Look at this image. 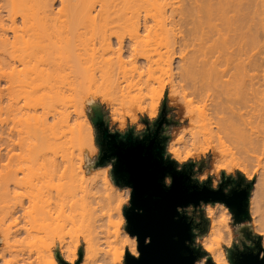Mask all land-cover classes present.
Returning a JSON list of instances; mask_svg holds the SVG:
<instances>
[{"label": "bare ground", "instance_id": "6f19581e", "mask_svg": "<svg viewBox=\"0 0 264 264\" xmlns=\"http://www.w3.org/2000/svg\"><path fill=\"white\" fill-rule=\"evenodd\" d=\"M89 29L98 33L97 43L103 50L97 60L94 59V54L78 47V39L83 32L81 30ZM122 29L125 30L124 34L121 33ZM150 37L156 45L165 49L159 53L157 63L152 59L148 48ZM125 59L135 70L140 71V75L145 71L149 74L155 71L154 64L162 70L170 69L176 64V83L172 86V94L179 92L182 81L188 83L193 94L205 103L209 119H213L219 129H232L242 135L253 134L256 147L264 149V95L261 87L264 74V0H0V108L3 107L6 94L4 84L11 87L27 83L36 85L38 82L40 86L46 79L59 78L61 73L70 69L71 72L76 71V75L71 83H67L74 85L73 90L77 96L83 97L87 88L93 86L90 83H94V87L98 85L95 88L97 91L101 85L96 81L97 78L93 80L98 84L85 72L91 67H99L118 74L121 65L126 63ZM249 69H254V73L249 75ZM113 73L108 75L111 87L114 83V86H120V76L116 73L117 76H114ZM111 76L117 77L116 80L119 78V81ZM146 84L150 86L148 81ZM35 88L37 87H34V93ZM233 94H238L242 100L239 106L227 104L226 99ZM58 98L59 92L53 90L45 95L38 94L35 99L30 98L36 101L33 102L35 114L31 118L37 124L33 125L34 128L37 127L33 136L38 142L36 146L41 148L39 157L44 162L41 164L47 162L45 153L48 148L63 149L67 145L64 147L65 151H70L79 146L82 150L86 147L91 153H96L94 131L88 119L82 118L79 122L72 123L71 111ZM36 103L41 106V112ZM58 103L61 105L58 106ZM188 106H182L181 109ZM156 112V108L148 111L150 116ZM80 115L85 117V113L79 110ZM2 121L0 118V131L5 129ZM4 137L5 134L3 136L0 132V161L5 156L4 149L7 145ZM180 140L182 141L177 140L178 143ZM68 147H71L70 150ZM17 159L19 160V156ZM20 161L17 163L20 164ZM1 162L0 166H5ZM21 164L6 171L3 169L6 183L2 188L9 198L17 200L12 203L11 209L7 205L8 215L24 210L25 203L19 199L21 194L18 189L24 188L26 183L27 187L34 189V192H28L29 200L42 199L39 186L25 182L21 176ZM42 166L46 168L47 165ZM93 175L95 178L102 176L109 199L110 250L99 251L97 254H100L104 264H123V255L128 250L123 246L124 231L121 230L124 217L120 212V205H114V202L121 200L122 194L112 184L108 173L103 174L99 169ZM91 176L87 172L84 175L85 190L90 188L87 179ZM253 187L254 183L248 199L249 210L254 219L262 223L261 232H264V171L260 178L259 198H251ZM56 189V199L59 201L68 202L76 196L71 185H59ZM89 207L90 203H86L87 212ZM214 211L223 212V209ZM118 214L121 222H114V215ZM49 216L54 222L55 217L51 214ZM220 231H224L222 224L218 235ZM87 246L93 247L91 243ZM221 247L222 243L218 245L216 242L214 257L219 264H225L226 259L227 264H230ZM78 254L80 264L84 256L83 248ZM6 256L7 251L0 247V260L5 262ZM210 261L213 264L211 258ZM51 262L58 264L54 257Z\"/></svg>", "mask_w": 264, "mask_h": 264}, {"label": "rangeland", "instance_id": "374dc122", "mask_svg": "<svg viewBox=\"0 0 264 264\" xmlns=\"http://www.w3.org/2000/svg\"><path fill=\"white\" fill-rule=\"evenodd\" d=\"M81 31L83 32L78 39L80 44L78 47L82 51L94 54V59L97 60L103 53L102 48L97 43L98 33L91 31V29ZM121 33L124 34L125 30L122 29ZM148 48L151 51L152 59L157 63L159 53L165 51V49L156 45L152 37H150ZM125 61L126 63L121 65L120 73L115 72L120 76V86H117V84L114 86L115 81L112 82V84L114 83L112 87L111 82L109 83L110 76L108 75H111L114 71L91 67L89 71L85 72V74L91 75L90 79L92 81L97 78L96 81L104 87L101 88L100 85V90L97 91L95 88L98 85L94 87V83L88 81L93 86L90 87V85V88H87V93L83 97H79L74 93L73 84L69 85L67 83H71L76 75V71L71 72L70 69H66L65 72L61 73L59 78L46 79L40 86H38V82L36 85L27 83L11 87L4 84L6 94L3 100L4 108H0V118L4 121L2 122L3 128H5L3 131H5L4 133L3 131L0 132L3 136L5 134L4 138L7 145L10 142V146L5 145V156L1 160L2 162L0 161L5 165L0 166V222L3 220L0 223V247L7 251L5 262L0 260V264H52L53 257L58 264H61L59 258L73 264L78 259V251L81 248H83L84 256L80 264H104L100 254L97 253L110 250L108 243L110 229L108 218L109 199L102 176H96L95 178L93 175L99 169L103 174H109L112 184L118 187L122 194L121 200L117 203L114 202V205H120V212L124 217L121 227V230L124 231L123 237L125 234L135 236L127 231L126 218L123 212L124 207L130 203L129 192L131 188L128 185L116 182L117 180L112 171L113 166L110 163L111 158L105 159L101 156L97 129L91 119L95 109H99L102 113L109 131L123 133L130 130L134 135H140L154 127V121L159 118L160 113L163 111L166 120L162 125H167V134L162 138L165 157L167 155L169 158L175 157L177 160H182L185 153L190 151L191 156L184 164L191 165L190 173L194 181L199 182L203 177H207L204 181H208L210 185L223 181V178L228 181L229 177L235 178L242 184L252 181L254 187L251 198H259L260 178L261 173L264 171V149L256 147L253 139L254 135L238 134L232 129H219L214 120L209 119V110L205 107V103L193 94L188 83L182 81V87L178 89L179 92L172 94V86L176 83L177 68L174 67L176 64L170 69L163 70L156 68L157 65L154 64L155 71L150 74L145 71L140 75V71L135 70L127 59ZM176 61H179V59L176 58ZM253 70L249 69L248 74L254 73L255 70ZM115 73H113L114 76H117ZM123 76L127 78L124 79ZM113 78L116 80L117 77ZM119 78L116 81H119ZM96 81L94 82L97 83ZM147 81L150 83L149 87L146 84ZM33 86L37 87L35 93ZM261 87L264 95V74ZM52 90L53 92H59L58 101L68 106V111H71V120L73 119L72 123H77L82 118L88 119L94 131L96 153H94L95 151L91 153V150L86 149V147L82 150L79 146H75L71 150V147H68L72 152L65 151L64 147L67 145L63 147L64 150L46 147L48 148L47 154L45 153V157H47L45 161L47 162L41 164L44 163L40 158L41 156L39 157L41 148L36 146L38 142L33 136L34 131L37 129L34 126L37 124L36 120L32 121L31 118L35 114V103L33 104V102L36 101L30 100V98L35 99L38 94L40 96L48 92L52 93ZM229 98L226 99L228 105L235 107L242 103L238 94L230 95ZM185 104L189 106L184 107V110L181 109L182 106H186ZM60 105L58 103V106ZM37 107L38 111L41 112V106L37 105ZM152 108H156L157 112L155 115L150 116L148 111ZM79 110L85 113V117L79 116ZM67 135L69 134L67 133ZM262 135L264 136V127ZM178 139H182L183 144L181 140L178 143ZM17 154L23 167L21 176L24 177L25 182L39 186L40 198L42 199H35V201L30 199V201L27 197L28 192H34V189L27 187L26 183L24 188L18 189L21 194L19 199H22L25 203L24 210L21 209L12 215H8L7 205L9 204L11 209L12 203L17 200L9 198V195L2 188L5 186L3 184L6 181L4 173L10 167L20 165L17 163V161L19 162ZM42 165L49 166L45 168ZM182 165L176 162L175 166L182 167ZM196 165L197 170L193 174L192 169ZM86 172L88 176L92 175V179H87L90 182V188L87 190L83 188L85 185L83 178ZM59 185L63 187L71 185L76 196L68 202L57 200L56 188ZM12 195L14 194L12 193ZM86 203H90L88 212L85 210ZM250 212L249 210V218L233 221L232 237L237 241L246 238L254 239L253 236L261 232L262 223L254 219ZM215 213L213 216L214 226L208 231V220L202 222L200 225L201 234L198 237L200 244L210 246L212 256H214L217 242L215 237L218 236L220 229L218 217L223 212L217 211ZM49 214L55 217L54 222L50 220ZM196 214L203 215L198 210ZM114 218V222H121L119 214L114 215ZM246 233L249 234V237L246 236ZM260 239L262 238L260 237ZM226 242L227 236L225 235L224 243ZM88 243H91L93 247L88 248ZM224 243H222L221 250L227 254ZM127 253L130 254L128 250ZM125 254L123 255V264Z\"/></svg>", "mask_w": 264, "mask_h": 264}, {"label": "water", "instance_id": "95a60500", "mask_svg": "<svg viewBox=\"0 0 264 264\" xmlns=\"http://www.w3.org/2000/svg\"><path fill=\"white\" fill-rule=\"evenodd\" d=\"M91 119L97 129L101 152L104 133L113 138L110 154L117 158L112 170L117 180L115 181L131 188L130 203L124 207L123 212L127 231L138 238L139 258L126 253L124 264H193L195 259L207 255V252L194 250L185 244V241L193 240L190 233L191 224L187 221L186 215L176 211L177 206L183 209L190 204L198 206L201 201L205 203L220 201L230 209L235 221L249 218L248 199L252 181L245 182L243 188L227 195L221 190L213 191L208 181H203L202 186L194 181L190 173L191 165L183 164L182 167L186 169L177 171L176 162L164 156L162 143L164 135L161 130L166 118L163 111L154 121V127L147 130H153L156 136L155 143L152 140L142 142L138 135L132 134L130 130L123 133L109 131L99 109H95ZM145 133L146 131L143 132ZM101 156L106 159L105 153ZM166 174L172 179L171 187H165ZM231 181L237 180L229 177L225 182ZM137 209H142V213L137 212ZM200 215L202 221H206L203 215ZM196 227L201 228L200 225ZM246 236L249 237V234L246 233ZM255 236L254 239L250 238L254 240V249L247 246L243 251L227 249V257L231 264H264V260L259 258L264 254V248H261L260 237ZM146 237L150 239V243H144ZM79 261L80 256L73 264H79ZM59 262L69 264L61 258ZM207 264H212L210 257Z\"/></svg>", "mask_w": 264, "mask_h": 264}, {"label": "clouds", "instance_id": "9594fccd", "mask_svg": "<svg viewBox=\"0 0 264 264\" xmlns=\"http://www.w3.org/2000/svg\"><path fill=\"white\" fill-rule=\"evenodd\" d=\"M162 128H163L162 135H166L167 134V125L166 124L162 125ZM190 156H191V152L189 151V152L185 153L182 160H177L175 157H173L172 159L174 161H176L177 164H184ZM166 158H167V155H166ZM116 159H117L116 157L111 158L110 163L112 166L116 162ZM176 170L182 171L183 168L177 167ZM196 170H197V165L192 169L193 174H195ZM205 179H207V177H203L200 179L199 183L201 186L203 185V181ZM164 184H165V187H171L172 179L166 177L164 180ZM230 188L231 187H226L224 189L225 194H228L230 192ZM211 189L213 191H217V190H219V185L211 184ZM129 196H131V191L129 192ZM221 208L223 209V213L219 215L218 221L220 224L224 225V231H222L217 237H215V239L218 242V245L220 243H224L225 234H227V242L224 243V246L227 249H233L234 245L237 248H239L240 251H243L245 246L254 249V247H255L254 240H250V239L246 238V239H243L242 241H237L232 237V227H233L234 215L224 203H222L220 201L208 202V203L201 201L198 206L188 205V206L184 207L183 209L181 206H177L176 211L178 213H180L181 215H186L187 221L190 222V224H191L190 233L193 237V240L190 242L185 241V244L194 250H198V251L202 250V251L208 253V255H206V256H201V257L195 259L193 261V264H207L209 257L211 258L213 264H219V262H218L216 257H214L210 254V246L209 245H203V244L199 243L198 237L201 234V230L199 227H196V225H200L203 221H202L201 215L199 217H194L191 213H195L197 210L199 211V213L202 212L203 213V219L210 221V224L208 225V231H210L211 228L214 226L213 216L216 214L214 209H221ZM136 211L142 213V209H137ZM176 219H179V217H176ZM256 235H258L259 237L262 238L260 240V245H261V248H264V232H260ZM253 237H256V236L254 235ZM150 242H151L150 239L146 237L144 240V243L147 244ZM137 245H138V238L137 237L129 236V235L125 234L123 246L129 250L130 254L133 257L139 258V253L137 251ZM259 258L264 260V254H261L259 256ZM69 264H71V262H69ZM225 264H227V259L225 260Z\"/></svg>", "mask_w": 264, "mask_h": 264}, {"label": "flooded vegetation", "instance_id": "af4514ba", "mask_svg": "<svg viewBox=\"0 0 264 264\" xmlns=\"http://www.w3.org/2000/svg\"><path fill=\"white\" fill-rule=\"evenodd\" d=\"M102 135H103V132H102ZM138 137H139V140H141L144 143H146V142H148L150 140H152L155 143V140H156V136L154 135L153 130L146 131L145 134L141 133L140 135H138ZM121 139L126 140L125 138H121ZM102 140H103V143H102V153H105L106 154V159L108 157L109 158L115 157V156H113V155L110 154V152L112 151V148H111V143L113 141L112 136L111 135H108L107 133H104V137H102ZM114 140L119 141L120 139H114ZM182 168L183 169H186L185 167H182ZM166 177H168V178L171 179V177H170L169 174H166L165 175L164 180H165ZM216 185H219V190H221L223 192H224V189L226 187H231L230 188V192L227 195H230L234 190H238V189H241V188L244 187V184H242V183H240L238 181H236V182H234V181H231V182L222 181V182L217 183ZM209 186L211 187L210 184H209ZM191 214L194 217H199V215H197L196 212L195 213H191ZM233 250H237V247H234Z\"/></svg>", "mask_w": 264, "mask_h": 264}]
</instances>
